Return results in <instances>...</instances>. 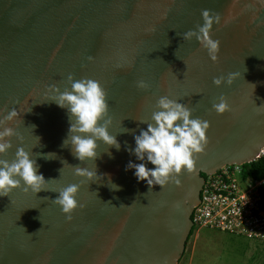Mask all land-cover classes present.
Listing matches in <instances>:
<instances>
[{
    "label": "water",
    "instance_id": "water-1",
    "mask_svg": "<svg viewBox=\"0 0 264 264\" xmlns=\"http://www.w3.org/2000/svg\"><path fill=\"white\" fill-rule=\"evenodd\" d=\"M204 9L221 17L211 33L221 41L218 62L195 38L179 35L203 24ZM234 72L241 75L231 86L214 85L215 77ZM69 73L99 81L108 93L109 131L121 148L98 142L95 163H82L70 145L62 147L69 113L51 102L50 86L70 87ZM138 80L150 88L138 89ZM165 95L211 128L194 171H183L179 186L162 188L127 168L130 161L155 168L127 149H135L134 136L147 130L139 121L152 123ZM221 95L232 109L223 115L213 110ZM261 106L264 0H0V118L16 109L6 126L22 138L13 137V148L0 159L13 160L23 147L45 180H53L47 191L21 187L0 196V264H176L191 231L200 174L256 155L264 142ZM48 154L54 155L43 158ZM95 164L103 178L77 176L71 167L95 170ZM69 184L80 185L84 205L71 221L51 201Z\"/></svg>",
    "mask_w": 264,
    "mask_h": 264
},
{
    "label": "clouds",
    "instance_id": "clouds-1",
    "mask_svg": "<svg viewBox=\"0 0 264 264\" xmlns=\"http://www.w3.org/2000/svg\"><path fill=\"white\" fill-rule=\"evenodd\" d=\"M201 16L203 24H197L195 30H189L179 35L188 41L195 38L201 47L207 50L209 58L213 62H218L221 41L214 40L211 33L213 25H218L221 17L219 13L207 9L201 10ZM177 58L180 59L178 56ZM89 59L92 58L89 57ZM184 63L187 65L185 61ZM240 75L238 72L228 73L226 77L221 75L215 77L213 83L217 87H222L225 84L231 86ZM67 85L70 87H64L63 91L58 85L50 86V91L54 94L51 102L66 109L69 113V134L62 147L67 148L70 145L72 155L82 163L88 160L95 163L100 158L98 142L102 141L109 148L114 147L120 150L121 145L117 136L111 135L109 131L113 120L110 115L108 93L100 82L91 78L77 80L69 73ZM136 86L144 91L150 88V84L145 80H138ZM179 100L170 99L167 95L161 96L156 104L158 110L152 113L153 122L139 121L147 125V130L141 129L140 134L134 136L136 145L134 150L127 149L130 154L134 153L140 161H145L146 158L147 162L155 165L154 170L149 169L145 163L135 164L130 161L127 165L128 169L135 170L138 180L147 181L149 186L158 184L163 188L169 182L179 186L181 184L180 174L185 170L188 173L193 172L197 163V154L204 153L208 146L207 133L211 128L210 122L200 118L193 119L192 110L179 103ZM257 109L264 110V106L257 107ZM213 110L219 115L231 112L228 98L221 95L218 101L213 103ZM258 114L264 115V111H258ZM17 115L16 109L13 108L7 112V115L0 118V157L7 156L13 148L12 138L18 137V133L13 127L6 126L9 122L14 121ZM128 132L129 130H126L121 134ZM18 138L22 141L21 137ZM108 154L111 156L110 152ZM50 155L54 154H48L43 158L48 159L46 157ZM62 163L65 166V163ZM71 167L77 176L86 177L89 180L103 178L98 175L96 164L95 170L81 166ZM63 169L64 167L60 170L61 173ZM51 181L53 180L46 181L45 177L39 173L36 159H32L30 152L23 147L17 149L13 160L0 159V196H9L14 189L21 187L25 193L29 190L35 194L47 191L44 186ZM109 183L114 186L112 189L118 190V186L112 184L110 178ZM79 190L80 185L69 184L58 192L59 195L56 199L51 200L60 206L69 221L72 220L75 210L84 207L78 202ZM120 207L129 206L121 204ZM24 230L26 231V229Z\"/></svg>",
    "mask_w": 264,
    "mask_h": 264
},
{
    "label": "built area",
    "instance_id": "built-area-1",
    "mask_svg": "<svg viewBox=\"0 0 264 264\" xmlns=\"http://www.w3.org/2000/svg\"><path fill=\"white\" fill-rule=\"evenodd\" d=\"M264 157V142L248 162ZM228 163L203 175L193 206L191 231L206 228L264 242V198L254 181L242 174V165Z\"/></svg>",
    "mask_w": 264,
    "mask_h": 264
},
{
    "label": "rangeland",
    "instance_id": "rangeland-1",
    "mask_svg": "<svg viewBox=\"0 0 264 264\" xmlns=\"http://www.w3.org/2000/svg\"><path fill=\"white\" fill-rule=\"evenodd\" d=\"M176 264H264V242L201 228L191 232Z\"/></svg>",
    "mask_w": 264,
    "mask_h": 264
},
{
    "label": "trees",
    "instance_id": "trees-1",
    "mask_svg": "<svg viewBox=\"0 0 264 264\" xmlns=\"http://www.w3.org/2000/svg\"><path fill=\"white\" fill-rule=\"evenodd\" d=\"M242 174L254 181H261L258 187L260 197L264 198V157L242 165ZM202 177L203 175L200 174ZM192 231H190L188 237ZM187 237V239H188Z\"/></svg>",
    "mask_w": 264,
    "mask_h": 264
}]
</instances>
